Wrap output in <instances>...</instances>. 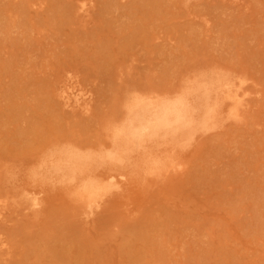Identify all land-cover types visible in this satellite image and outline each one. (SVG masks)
I'll return each instance as SVG.
<instances>
[{
  "label": "rangeland",
  "instance_id": "rangeland-1",
  "mask_svg": "<svg viewBox=\"0 0 264 264\" xmlns=\"http://www.w3.org/2000/svg\"><path fill=\"white\" fill-rule=\"evenodd\" d=\"M212 73L242 83L239 116L227 101L154 147L164 172H131L93 216L34 177L55 148H110L131 95ZM67 82L89 111L63 105ZM0 208V264H264V0H0Z\"/></svg>",
  "mask_w": 264,
  "mask_h": 264
},
{
  "label": "bare ground",
  "instance_id": "bare-ground-1",
  "mask_svg": "<svg viewBox=\"0 0 264 264\" xmlns=\"http://www.w3.org/2000/svg\"><path fill=\"white\" fill-rule=\"evenodd\" d=\"M86 7L85 3L81 5L82 10L88 11ZM67 83L70 84L65 83L60 93L63 105L87 112L89 92ZM241 84L235 86L231 78L212 73L194 79L183 92L172 97L154 99L152 95L135 93L126 105V117L113 129L110 148H55L38 164L33 175L43 182L67 185L86 206L84 215L93 216L104 197L120 190L131 172L137 173L141 168L156 176L164 172L165 163L170 159L157 156L154 153L156 147L161 144L174 147L189 144L198 131L211 129L217 123L216 117L227 101L233 104L228 111L229 116L238 117L245 100V93L239 90ZM163 164L166 167L162 170ZM103 166H109L104 174L100 172ZM38 194L35 191L29 194V208L35 209L40 205Z\"/></svg>",
  "mask_w": 264,
  "mask_h": 264
}]
</instances>
